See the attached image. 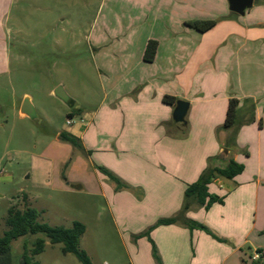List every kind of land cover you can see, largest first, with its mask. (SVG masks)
I'll list each match as a JSON object with an SVG mask.
<instances>
[{"label": "crops", "instance_id": "crops-1", "mask_svg": "<svg viewBox=\"0 0 264 264\" xmlns=\"http://www.w3.org/2000/svg\"><path fill=\"white\" fill-rule=\"evenodd\" d=\"M11 1L0 0V75L11 63L5 28ZM108 14L123 17L112 28L132 39L96 42L98 49L108 47L99 52L104 91L70 130L83 145L72 188L90 187L104 197L131 246L148 251L154 243L163 264H248L247 255L264 253V0H253L244 14L232 11L228 0H119L110 2ZM206 19L216 20L206 31L189 24ZM150 40L158 43L152 61L144 58ZM165 95L189 102L185 124L173 117L178 100L169 104ZM233 97L255 104L254 121L240 128L230 153L243 172L209 184L223 203L208 209L193 203L177 222L157 224L180 214L188 184L211 157L221 164L217 156L230 135L222 127Z\"/></svg>", "mask_w": 264, "mask_h": 264}, {"label": "rangeland", "instance_id": "rangeland-1", "mask_svg": "<svg viewBox=\"0 0 264 264\" xmlns=\"http://www.w3.org/2000/svg\"><path fill=\"white\" fill-rule=\"evenodd\" d=\"M110 2L119 0H12L9 4L5 28L11 63L0 75V235L8 228L9 208L34 207L40 211V221L54 226L82 222L86 231L79 247L92 264H163L156 247L157 258L153 248L131 246L123 224H114L104 197L90 187L72 188L71 180L81 171V163L73 162L81 151L57 137L62 131L71 133L103 96L101 49L96 42L130 38L128 32L112 28L123 17L109 16ZM102 51L107 53L108 47ZM59 86L72 101L54 94ZM26 97L33 104V117L20 112ZM68 118L76 124H68ZM259 220L260 224L261 212ZM39 237L45 238L38 233L14 240V257L19 259ZM62 246L46 238L35 259L41 264H83L75 254L64 253ZM246 260L252 264L254 259L247 255Z\"/></svg>", "mask_w": 264, "mask_h": 264}, {"label": "trees", "instance_id": "trees-1", "mask_svg": "<svg viewBox=\"0 0 264 264\" xmlns=\"http://www.w3.org/2000/svg\"><path fill=\"white\" fill-rule=\"evenodd\" d=\"M215 23V19L194 20L189 22L191 26L199 31H206L213 27ZM157 45L158 43L156 40H150L147 43L144 55L146 60L152 61L154 59ZM163 100L169 104H175L178 98L173 95H165ZM254 109L255 104L250 98L244 99L243 104H241L239 98L233 97L229 100L227 114L222 129L229 130L230 135L225 145L222 147L228 148L232 151V148L236 145V136L240 128H242L243 125L250 124L254 121ZM72 115L73 114L71 113L70 117ZM59 138L64 142L70 143L74 149H83L81 139L70 132H60ZM247 153L248 152H246V154ZM213 158L214 157H211L209 159V165L206 167L205 171L201 173L200 177L195 182L188 184L185 190V200L180 214L174 217L160 219L157 224H171L177 222L182 218L183 213L191 208L193 203H197L206 209L215 202L223 203V197L209 192V184L212 183L216 176L234 178L243 172L245 166L230 157L229 162L223 167L215 165ZM97 168L101 172L109 175L111 179L115 180L119 187H122L119 179L107 168L102 166H97ZM39 217L40 211L34 207H27L23 210L13 207L9 208L6 217V225L8 228L2 235H0V264H41L35 259V256L44 250L46 238L51 243H62V251L64 253L75 254L83 264H92L86 251L79 247L80 237L86 231V227L82 222L74 221L73 226L71 227H65L62 225L54 226L48 222L40 221ZM184 223L190 228H201L212 234L205 225L197 221L184 219ZM38 233L43 234L45 238H37L33 241L32 248L25 250L22 256L19 259H16L12 251V242L22 236ZM144 234L148 235V232ZM152 248L155 254L156 248L154 243ZM257 251L262 253V255L260 258L254 259L252 264H264L263 250L257 249ZM155 256L157 258L156 254Z\"/></svg>", "mask_w": 264, "mask_h": 264}, {"label": "water", "instance_id": "water-1", "mask_svg": "<svg viewBox=\"0 0 264 264\" xmlns=\"http://www.w3.org/2000/svg\"><path fill=\"white\" fill-rule=\"evenodd\" d=\"M230 9L232 11L237 12L238 14H244L246 9L252 7L253 0H228ZM54 94L62 98V100L66 102L72 101V98L68 95V93L64 90L62 86H59L55 91ZM31 99L29 97H26V100L22 103L21 106V114L26 116H32L35 114L33 104L30 101ZM189 108V102L186 100H178L177 105L174 109L173 117L175 121L181 122L183 124L186 123V115ZM230 153L231 150L225 147H222L220 149V152L217 156V159L221 161V164L219 166H223L227 164L230 160Z\"/></svg>", "mask_w": 264, "mask_h": 264}, {"label": "built area", "instance_id": "built-area-1", "mask_svg": "<svg viewBox=\"0 0 264 264\" xmlns=\"http://www.w3.org/2000/svg\"><path fill=\"white\" fill-rule=\"evenodd\" d=\"M67 123L68 124H74L75 123V121L72 119V118H68V120H67ZM0 174H2V171H0ZM261 255H262V253H260L259 251H255L254 253H253V259H258V258H260L261 257Z\"/></svg>", "mask_w": 264, "mask_h": 264}]
</instances>
